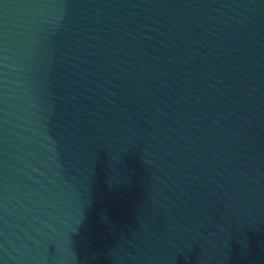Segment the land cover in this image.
<instances>
[{
  "label": "water",
  "instance_id": "obj_1",
  "mask_svg": "<svg viewBox=\"0 0 264 264\" xmlns=\"http://www.w3.org/2000/svg\"><path fill=\"white\" fill-rule=\"evenodd\" d=\"M0 264H264V0H0Z\"/></svg>",
  "mask_w": 264,
  "mask_h": 264
}]
</instances>
